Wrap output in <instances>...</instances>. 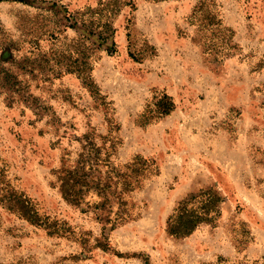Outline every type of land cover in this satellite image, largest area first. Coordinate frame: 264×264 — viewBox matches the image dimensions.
Listing matches in <instances>:
<instances>
[{
	"label": "rangeland",
	"instance_id": "rangeland-1",
	"mask_svg": "<svg viewBox=\"0 0 264 264\" xmlns=\"http://www.w3.org/2000/svg\"><path fill=\"white\" fill-rule=\"evenodd\" d=\"M108 1L0 0V199L23 193L68 230L51 236L0 203V264H264V0H127L100 47L69 17L107 15ZM203 1L233 31L222 62L190 23ZM84 52L91 88L79 76ZM164 93L174 111L142 126ZM111 128L117 165L140 155L160 173L128 196L136 216L107 231L104 251L103 225L66 202L54 173L85 134ZM210 188L219 220L170 235L178 204Z\"/></svg>",
	"mask_w": 264,
	"mask_h": 264
},
{
	"label": "trees",
	"instance_id": "trees-1",
	"mask_svg": "<svg viewBox=\"0 0 264 264\" xmlns=\"http://www.w3.org/2000/svg\"><path fill=\"white\" fill-rule=\"evenodd\" d=\"M127 5H129L127 0H109L107 3L103 2L100 7L101 14L107 12V15L97 16L96 12L94 17H69V20L73 25H81V28L85 29L83 33L87 40L94 38L98 46L102 47L109 44L112 39V16H116L122 7ZM217 17V14L211 11L209 2L203 1L194 9L190 23L200 27L204 34L209 33L201 37L202 40L205 37L203 41L205 52L215 61L222 62L232 55L231 51L236 45L232 41L233 31L223 27ZM111 45L114 47V43ZM7 55L8 52L4 57ZM75 62H78V59ZM81 63L82 65L78 67L79 76L86 87L91 88L92 65L88 53H82ZM70 73L74 71L71 70ZM91 91L94 92L93 89ZM155 106L156 109L148 110L141 116L142 126L150 124L152 119L169 116L175 109V102L171 96L164 93L157 99ZM116 134L117 131L113 128L108 130L106 135H99L95 131L88 132L79 140L82 150L77 159L66 163L54 173L66 202L81 209L83 213H93L94 219L103 225L102 237L97 239L96 247L104 251L110 250L107 231L114 230L118 225L136 216V206L128 196L141 189L146 179L160 173L156 161L140 155L129 163L117 165L113 157L121 141ZM222 201L213 188L183 200L168 220L169 234L185 238L203 223H216L221 216ZM0 203L31 225L45 229L51 236H64V232L68 231L57 222L40 215L33 201L23 193L1 197Z\"/></svg>",
	"mask_w": 264,
	"mask_h": 264
}]
</instances>
